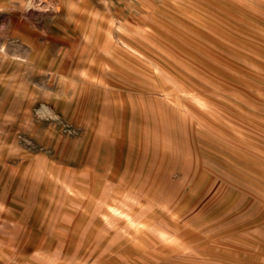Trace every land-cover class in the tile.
Returning a JSON list of instances; mask_svg holds the SVG:
<instances>
[{
    "label": "rangeland",
    "instance_id": "obj_1",
    "mask_svg": "<svg viewBox=\"0 0 264 264\" xmlns=\"http://www.w3.org/2000/svg\"><path fill=\"white\" fill-rule=\"evenodd\" d=\"M30 1L0 57L35 48L5 80L48 116L0 130V264H264V0Z\"/></svg>",
    "mask_w": 264,
    "mask_h": 264
},
{
    "label": "crops",
    "instance_id": "obj_2",
    "mask_svg": "<svg viewBox=\"0 0 264 264\" xmlns=\"http://www.w3.org/2000/svg\"><path fill=\"white\" fill-rule=\"evenodd\" d=\"M25 46L26 48H24ZM33 48L29 43L20 42L16 47H11L13 56L0 57V130L12 131L13 137L26 140L23 141L26 146H29L30 139L33 140L34 134L29 132L30 129L44 130V124L48 116L46 113V98L43 92L38 89L30 91L28 78L24 81L17 77L20 72L23 73V70L20 71L19 68L11 72L16 79L7 82L4 67L6 65L29 67L30 65L42 64V58L36 57L35 51L32 52ZM52 115L55 120L56 113L54 111L49 114V118ZM33 126L34 128H32Z\"/></svg>",
    "mask_w": 264,
    "mask_h": 264
},
{
    "label": "bare ground",
    "instance_id": "obj_3",
    "mask_svg": "<svg viewBox=\"0 0 264 264\" xmlns=\"http://www.w3.org/2000/svg\"><path fill=\"white\" fill-rule=\"evenodd\" d=\"M32 2H33V0L32 1H30V4H32ZM31 7V6H30Z\"/></svg>",
    "mask_w": 264,
    "mask_h": 264
}]
</instances>
